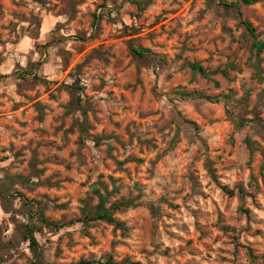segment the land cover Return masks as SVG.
<instances>
[{"label": "rangeland", "instance_id": "374dc122", "mask_svg": "<svg viewBox=\"0 0 264 264\" xmlns=\"http://www.w3.org/2000/svg\"><path fill=\"white\" fill-rule=\"evenodd\" d=\"M241 7L264 42V0ZM251 42L217 0H0V264H264ZM95 192L137 204L124 230L71 224Z\"/></svg>", "mask_w": 264, "mask_h": 264}, {"label": "trees", "instance_id": "16d2710c", "mask_svg": "<svg viewBox=\"0 0 264 264\" xmlns=\"http://www.w3.org/2000/svg\"><path fill=\"white\" fill-rule=\"evenodd\" d=\"M208 1H213V0H208ZM217 1L219 2V5L226 7V8L233 9L236 12L238 18L240 19L241 25L244 27V30L248 33V35L252 39L251 49L255 50L256 54H260L264 52V42L258 39L255 28L252 26V24L243 19V12H242V7H241V4L248 6V5L255 4L256 2L261 1V0H241V4L237 2H232L228 4L224 0H217ZM98 20H99L98 17L94 19V26L98 24ZM139 54L141 55L142 53L139 52ZM191 67L193 71L197 72L201 77L205 79H210L209 74H207L206 71L198 63L192 64ZM193 95H197L198 98L205 99L210 102L212 101L215 103H219L221 101V98H218V97L211 98V97H207L202 94H199V93L193 94ZM185 96H190V94H185ZM227 113L230 114L229 109H227ZM236 119H237V127H243L245 123H247L244 118L239 117ZM245 145L247 147V150L249 151L250 157H252L255 153H259L262 156H264V150L261 148V146L257 142H254L251 139L246 138ZM227 193L229 195L233 194L232 191H228ZM97 195H98L97 196L98 197L97 206L92 210H89L86 206L85 208H82L81 217L71 222V224L73 223L82 224L84 233H87L85 228L90 223L97 222V221H101L108 225H111L113 226L114 229L124 230L125 229L124 224L120 222L119 220H117L114 217V214L118 211L131 208V207H135L137 206V204H135L132 200H127V201H121V202H114L110 205L109 208H106L105 205L108 203L110 194L107 193L105 196H102L99 193H97ZM39 218H40L41 223H43L44 225L46 226L52 225L58 228L57 224L49 222L43 216L41 212L39 213ZM29 243L31 247L37 246V243L33 236L29 237ZM263 262H264V257H263ZM72 264H117V263H115L113 259L109 257L104 263H101L99 261H94V260H81L77 263H72Z\"/></svg>", "mask_w": 264, "mask_h": 264}]
</instances>
